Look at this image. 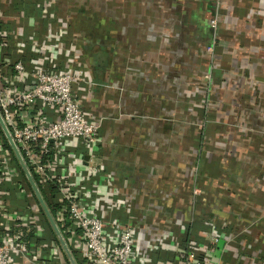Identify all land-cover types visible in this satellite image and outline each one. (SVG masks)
Here are the masks:
<instances>
[{
	"label": "crops",
	"instance_id": "0c3cea01",
	"mask_svg": "<svg viewBox=\"0 0 264 264\" xmlns=\"http://www.w3.org/2000/svg\"><path fill=\"white\" fill-rule=\"evenodd\" d=\"M121 1L110 0L115 10L108 24L79 5L66 11L62 0L33 1L44 8L39 16L17 7V0H0V16L9 32L20 24L26 36L46 28L61 34L71 57L66 50L56 54L57 69L83 70L81 105L88 118L102 119L101 169L115 176L120 196L134 209L132 225L147 253L142 264H176L186 233L201 240L214 231L230 241L222 252L218 245L213 261L264 264V0H220L229 26L217 34L209 26L215 0ZM121 4L128 14H118ZM206 46L215 50L212 66ZM198 58L221 80L208 88L221 106L210 114L214 121L204 117L203 128L182 129L179 110L170 114L168 106L180 105ZM170 116L175 119L165 120ZM191 166L198 174L186 184L182 171L189 174ZM197 176L207 184L193 195L186 186L195 188ZM158 233L166 239L149 249Z\"/></svg>",
	"mask_w": 264,
	"mask_h": 264
},
{
	"label": "built area",
	"instance_id": "2783aa9c",
	"mask_svg": "<svg viewBox=\"0 0 264 264\" xmlns=\"http://www.w3.org/2000/svg\"><path fill=\"white\" fill-rule=\"evenodd\" d=\"M217 23L216 12L210 28ZM14 27L0 29V115L52 203L51 214L76 263L142 264L147 253L132 225L134 209L120 196L115 176L101 169L102 119L88 118L81 105L83 70L57 69L56 54L66 50L71 57L61 34L46 28L26 36L20 24ZM4 138L0 127V264H69ZM163 235H155L149 249L160 248ZM201 238L177 252L176 264H224L212 258L230 238L218 231Z\"/></svg>",
	"mask_w": 264,
	"mask_h": 264
},
{
	"label": "rangeland",
	"instance_id": "374dc122",
	"mask_svg": "<svg viewBox=\"0 0 264 264\" xmlns=\"http://www.w3.org/2000/svg\"><path fill=\"white\" fill-rule=\"evenodd\" d=\"M123 1H121V2H123ZM181 1H184V0H181ZM110 3H111L110 0H62L63 6H64V4L67 5V7H64V9L66 11H67V9L69 11H74V9H76V7L78 8L79 6H81L82 8H84L87 11V13L92 12L93 14L97 15L99 17V19H101L104 24H108L109 18L112 15H114L115 8H113V7L111 8V6L114 4L111 3L112 5H110ZM69 4H74L75 8L71 7ZM220 5H221L220 0H215V6L217 9V15H218V23H217L216 28H215L216 34H217V30H219V29L221 30V28H225V26H229L228 21L223 22V20H221ZM120 6L121 7L117 8L119 15H121L122 13H123V15H126L129 13V10L127 11V8L125 6H123V4H121ZM64 13H66V12H64ZM104 21H106L107 23H105ZM216 34H215V36H216ZM166 43H168V42L166 41ZM217 44H218V41H217ZM217 44H216V42L214 43V49L217 47ZM168 45H169V43H168ZM200 45L204 46L201 43H200ZM214 49L211 48V50H210L209 48H207V46L205 47V51H206L207 55H208V53L211 55L210 56V65L211 66L215 62L214 57L212 56L215 54ZM190 50H191V46H190ZM187 59L190 62H192L191 58L187 57ZM196 64H197L196 65L197 66L196 78H187L186 81L183 82L184 84L182 86V89L185 90L186 93H184L183 90H181L180 105L178 106L176 104L175 105L170 104L168 106V108L170 109V111H169L170 114L172 113V111L174 109L179 110V112L181 114L180 126L182 127V129H184L185 127L191 128V129L195 128V130H199V129L203 128L207 124V122L204 120V117L209 116V119L214 121L213 116H210V114L216 116V112L218 111L219 106H221L220 102H219L220 99L216 95L208 93V90H209L208 88L211 87V86H209L210 85L209 82H211L213 85V82H220L221 80L216 79L215 73L211 72L213 70L208 71L205 68V65L201 64V59L198 58ZM185 66L187 67L188 63L185 64ZM194 82H196V84H194ZM207 82H208V84H207ZM194 85H196L195 88L198 92L196 95V101L192 100V98L190 97V93H189L190 89ZM189 100H191V102ZM174 119H175V117L170 116L165 120L173 121ZM200 136L202 139L203 135L199 134V137ZM201 139H199V142H201ZM196 140L198 141V139H196ZM221 141L222 140L219 139L218 143L220 144ZM209 143H210V141H209ZM217 152L220 153L221 151L218 150ZM213 170H214V172H216L219 170V167L214 166ZM182 172L186 175V177L184 179V182H186V184L191 183V179H194V178H192L193 174H195V173L198 174V172L196 171V167L193 168V166L190 167L189 174L186 173L185 171H182ZM198 178L199 177L197 176V178L195 179V181H197L195 188H194V186H191L192 183L189 185L190 187L186 186V189L189 188L190 192L192 191L193 195L194 194L195 195L202 194V191H204L203 185L207 184V183H201V180H199ZM199 181L201 184H199ZM199 185H200V187H199ZM220 187H221V185L216 184V187L214 188V190H221ZM200 191H201V193H200ZM173 200H175V199H173V198L171 200L166 199L165 202L167 204V202H171ZM203 200L206 201L207 204L210 203L209 198L206 200L205 197H203ZM154 201H157V200H154Z\"/></svg>",
	"mask_w": 264,
	"mask_h": 264
},
{
	"label": "water",
	"instance_id": "95a60500",
	"mask_svg": "<svg viewBox=\"0 0 264 264\" xmlns=\"http://www.w3.org/2000/svg\"><path fill=\"white\" fill-rule=\"evenodd\" d=\"M0 127L2 129V132L6 138L16 160L18 161V164H19L28 184L30 185L34 195L36 196L37 201L39 202V204L42 208V211H43V213H44V215L48 221V224L50 225L58 243L60 244V247L62 248L66 259L68 260L69 264H77L73 254H72L70 248L68 247V245L66 244V241H65L61 231L59 230V228H58V226H57V224H56V222H55V220H54V218H53V216H52V214H51V212H50V210H49V208H48V206H47V204L43 198V196L41 195L38 186L36 185L32 175L30 174V172H29V170H28V168H27V166H26V164H25V162L21 156V154L19 153L16 145L14 144L9 131L7 130L5 124L2 120L1 115H0ZM85 158L87 159L88 157L86 156Z\"/></svg>",
	"mask_w": 264,
	"mask_h": 264
},
{
	"label": "trees",
	"instance_id": "16d2710c",
	"mask_svg": "<svg viewBox=\"0 0 264 264\" xmlns=\"http://www.w3.org/2000/svg\"><path fill=\"white\" fill-rule=\"evenodd\" d=\"M18 2L17 3H19L18 4V6L17 7H19V8H23L27 13H28V11H31V15H37V16H39L40 15V11H42L41 10V8L38 6L37 8H36V6H34L33 5V1L35 2V1H37V3H39L40 1H42V0H28V1H24V0H17ZM16 3V4H17ZM30 16V14L28 15V17ZM81 19L83 20V22L84 23H86L85 21H87L88 23H89V21H91V19L89 18V19H87L86 17H84V16H81ZM1 28H5V29H8L9 27H8V25H6V24H0V29ZM16 59H18V58H16ZM22 61H26V59H24V58H22L21 59ZM4 142H5V145L7 144V142H6V139L4 138ZM21 174H22V177L24 178V175H23V173H22V171H21ZM34 178V180H35V176L33 177ZM38 185V188H39V191H40V193H41V195L43 196V198H44V200H45V202H46V204H47V206H48V208L50 209V212L52 213V214H54V209H53V206H52V203L49 201V198L46 196V194H45V192H44V189L39 185V184H37ZM19 200H15V203H17ZM47 221V220H46ZM47 224H48V222H47ZM46 224V222L44 221V225H46L47 227H49L50 228V226H49V224L47 225ZM51 229V228H50ZM51 232H52V230H51ZM53 233V232H52ZM54 234V233H53ZM188 237H190V234H188L187 235V233H186V236H185V238H186V240L185 241H187L186 242V245H187V243L190 241V239L188 238ZM30 238H31V236H30ZM51 240V239H50ZM54 240V239H53ZM73 256L74 257H77L76 256V254L75 253H73ZM76 259V258H75Z\"/></svg>",
	"mask_w": 264,
	"mask_h": 264
}]
</instances>
